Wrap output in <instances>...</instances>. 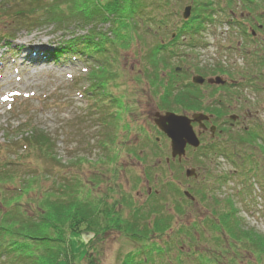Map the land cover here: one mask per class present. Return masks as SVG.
Segmentation results:
<instances>
[{"label": "rangeland", "instance_id": "374dc122", "mask_svg": "<svg viewBox=\"0 0 264 264\" xmlns=\"http://www.w3.org/2000/svg\"><path fill=\"white\" fill-rule=\"evenodd\" d=\"M186 5L187 2H184L175 7L178 16L183 13ZM178 16L174 18L180 26ZM238 16L239 12L237 18ZM220 23L206 26L201 36V41L206 46L197 48L194 56L189 57L195 60L189 63H196L199 67H225L230 72L247 75L248 66L254 61V57L248 55L249 51H253L252 46L249 42L242 43L240 50L237 44L241 42L239 34L235 35L231 27ZM104 29L107 30V26ZM12 30L9 39H2L3 35L11 33ZM149 34L147 35L150 37L143 38H147L150 43L154 41L153 35H160L154 31ZM0 37V160L23 164V167L10 166L9 170L17 172L19 176L27 175L28 168L37 170L43 176L50 175L51 178H40L41 189H52L63 177L68 183L76 178L84 187L88 186L86 189H90L93 183L91 179L100 171L101 176L92 189L91 200L98 204L101 211L98 221L102 227L110 223L107 217L112 221L121 217L127 220L133 209H140L145 214L151 209L150 202L158 200L157 203L161 204L162 209L159 216L169 218L171 228L162 238L150 236L149 241L165 250L168 246L171 248L163 257L168 264L173 262L177 254L182 256L188 246L196 253L193 256L197 262L207 258L206 252L208 256L217 255L218 264H264V253L254 251L264 250V193L252 178L254 174H246L252 183L249 194L244 190L249 182L244 180L243 175L231 176L226 182L218 184L217 177L237 173L231 162H228L230 160L227 161L224 157L215 158L205 166L198 163L203 159L192 165L187 162L160 165L169 149L168 144L163 141L160 143L161 158L158 153L153 154V158L150 157L151 148L145 144L148 142L146 137H150L146 124L147 119L155 111H159L157 107L153 108V104L160 100L162 90L155 91L151 87V80L149 83L145 78L146 68L141 58L131 54L136 50L135 47L125 53L121 52L120 62L117 63L120 66L116 73V83L109 85V94L112 96L110 100L115 102L118 98L116 104L120 105V97L123 96L130 107V112L123 121L128 125L129 132L124 134L117 131L109 138H104L102 126L105 127L107 123L99 126L91 114V108L86 113L92 104L89 99L93 97L92 93L87 94L89 75L96 72L101 76L99 67L95 70L91 64L93 58L86 59L87 54L83 56L63 53L53 56V50L57 46H63L60 42L63 38L60 33L54 34L51 26L27 31L0 24ZM143 45L144 41L139 42L138 48ZM183 68L187 69L186 66ZM235 80L240 84L237 87L241 94L239 100L233 102L230 98L229 103L235 110H238V105L246 107L251 115L249 122L241 126L256 128L257 124L264 129V86L255 92L244 83L246 78L243 80L238 77ZM32 130H41L50 136L53 141V147H50L54 152V161L45 160L39 152L35 157L26 154L21 140ZM242 146H237V151L244 148L248 150ZM153 148L156 149L155 146ZM136 150L140 159H149L145 165L138 164L134 153L129 154ZM247 154L253 158L252 161L263 165L260 171L264 172V156L257 151ZM190 167L199 173L197 180L185 177V171ZM142 172L148 175L149 180L142 178ZM169 186L171 188L167 189ZM197 189L206 192L207 201H211L213 196L218 203L210 204L209 201L201 200L188 203L185 197L178 196L185 190L193 196L192 192ZM154 192L162 199L155 198ZM82 196L85 198L87 195ZM227 198L233 201L234 218L241 224V233L255 246L254 250L250 249L253 254L241 250L239 252V247L244 245H234V239L219 232L221 228L217 225L220 224L212 215L224 212ZM175 207H182L183 210L176 213ZM141 222L147 223L144 224L146 228L153 227V216ZM222 230L224 231L223 228ZM90 237L91 235L72 237L74 251L77 252ZM99 238L102 244H97V264H119L128 252L137 254L136 247L140 244L126 238L115 228L100 234ZM214 240L218 242L215 243ZM151 257L155 261L157 255L151 254ZM140 258L143 259L144 256Z\"/></svg>", "mask_w": 264, "mask_h": 264}, {"label": "trees", "instance_id": "16d2710c", "mask_svg": "<svg viewBox=\"0 0 264 264\" xmlns=\"http://www.w3.org/2000/svg\"><path fill=\"white\" fill-rule=\"evenodd\" d=\"M184 2L187 5L183 10L190 7V17L186 21L182 19V14L178 16L175 9ZM175 16L180 17V26ZM217 22L231 27L235 35L239 34L242 42H249L252 46L250 54L254 61L248 66L247 75L230 72L225 67H199L196 63H189L195 60L189 57L194 56L196 49L206 46L201 41L206 26ZM0 24L28 30L51 26L54 33L68 38L61 42L63 46L54 50L53 56L63 53L87 54L86 59L93 58L92 66L99 65L100 71L105 74L101 78L103 88L93 105L94 117L100 125L101 122H107V126H110L118 119L125 120L130 112V107L124 101L125 97L121 96V106L115 107L118 100L113 102L114 100H110L112 96L107 95L110 92L109 85L116 83V73L120 66L117 63L120 62L121 52L125 53L133 47L136 50L131 54L141 58L147 72L146 74L144 71L145 78L149 83L151 80V87L157 92L158 89L162 90L156 107L160 106L159 109L165 112L184 116L214 112L212 106L206 108L203 105V99L216 93V87L207 84L202 87L193 86L189 81L193 75L204 79H224L226 83L220 88L234 89L230 92L233 102L239 100L241 94L236 78H246L244 83H249L250 85H246L251 86L255 92L264 86V0H0ZM104 26L108 29L105 30ZM152 31L160 35H153L154 41L150 43L143 36L150 37L147 34ZM182 31L186 32L183 34ZM143 41L144 45L138 48L139 42ZM185 66L187 69L183 68ZM176 67L181 68L177 71ZM94 73V77L91 74L93 78L99 77L98 73ZM98 84L94 83L96 86ZM205 88H208L207 93L204 92ZM237 107L240 110L246 108L240 105ZM210 119L217 121L211 117L208 121ZM238 125L239 122L235 128ZM256 126L228 134L227 139L222 142L224 144L210 145L212 147H209L203 160L198 163L205 166L215 158L224 157L243 172L246 171L248 162L249 170L264 177V172L260 171L263 165L252 161L253 158L247 154L257 151L264 156V129L260 125ZM113 129L116 130L115 126L107 131L111 132ZM102 134L104 138L112 135L108 132ZM225 135L226 131L222 129L219 136L223 138ZM21 144L31 157L39 152L45 160L54 161V152L50 147H53V141L47 133L32 130L21 140ZM240 145L248 150L244 148L237 151L236 147ZM136 152L133 153L138 159L140 155ZM158 154L161 158L160 150ZM165 158L163 156L160 165L172 164L165 162ZM146 160L140 159V163H146ZM192 162L194 164L197 161ZM10 166L23 167V164L0 160V264H97V244H102L99 237L108 230L115 228L126 238L142 243L151 240L150 236L162 238L171 228L169 218L159 216L162 209L158 200L150 202L151 209L145 214L140 209H133L127 220L121 217L112 221L107 217L110 223L102 227L98 221L101 211L98 204L91 200L92 189L101 176L100 171L91 179L93 183L90 189H86L88 186L84 187L76 178L68 183L64 177L52 189H41L40 178H51L50 175L43 176L37 170L28 168L27 175L19 176L17 172L9 170ZM226 176L217 177L219 184L227 181ZM156 194L155 198L162 199ZM192 194L194 199L207 201V194L203 189H197ZM82 195L87 196L84 198ZM180 195L184 197L183 194L178 196ZM186 201L190 203L188 199ZM209 203L217 204L218 201L211 196ZM224 208V212L212 216L235 243L244 245L245 249L251 247L247 237L241 233V224L234 218L235 206L231 198L226 199ZM180 209L182 207H175V212L179 213ZM150 216H153L154 224L153 227L146 228L144 224L147 223L141 221ZM84 235L91 237L75 252L71 238H82ZM167 250L157 247L154 242L142 245L140 253L137 251L135 255L128 252L119 264H168L163 258ZM188 253L186 256H177L170 264H218V260L208 258L197 262L193 256L196 253L191 250ZM151 254L157 255L155 261L151 259ZM140 256L144 258L141 259Z\"/></svg>", "mask_w": 264, "mask_h": 264}, {"label": "flooded vegetation", "instance_id": "af4514ba", "mask_svg": "<svg viewBox=\"0 0 264 264\" xmlns=\"http://www.w3.org/2000/svg\"><path fill=\"white\" fill-rule=\"evenodd\" d=\"M186 31H182L181 33H185ZM225 85V84H224ZM222 85V86H224ZM216 87V93H214L213 95L208 96L207 98L203 99V105L207 108V107H211L212 110H214V112L209 113L208 115L213 118L216 119L217 121H212V119H210L207 122H204V125L202 126V128L199 127L198 124L194 123L193 124V129L196 133V135L198 136V138L200 140H202V147H198L197 149H193L191 147H187L186 151H185V156L182 159H171L170 162L172 163H183V162H187L189 164H193L192 161H197V160H201L203 159V156L208 152L209 147L218 145V144H224L222 143L225 139H227V135L228 134H234L236 133V131L238 130V128H235V125L238 124V122L240 123H244L246 122V118L251 117V115L249 114L248 109H243L240 110L238 108V110L234 109L233 105H230L229 100H230V96H232V92L233 90H228L227 87L226 90H224L223 88H220L221 86H215ZM206 89H204V92L207 93ZM212 91V90H210ZM209 94V93H208ZM264 106V105H263ZM158 108V107H157ZM210 109V110H211ZM263 111H264V107H263ZM258 110L255 111V113H257ZM157 112L155 111L153 113L156 114ZM238 113V114H236ZM190 116V115H188ZM230 117H234V120H231ZM240 118H242V120L240 121ZM148 121V119H147ZM148 124L147 128L151 129L154 133L157 134V136L155 137L156 141H159L161 139H163L164 141H169L166 136L158 131V129L156 127H154V125ZM211 126H215L216 129L212 130L210 129ZM221 129H220V128ZM222 129H224L226 131V135L225 137L221 138L219 135L222 134ZM243 129H247V127H243ZM212 145V146H210ZM166 159V158H165ZM192 160V161H190ZM141 161H138V163H140Z\"/></svg>", "mask_w": 264, "mask_h": 264}, {"label": "water", "instance_id": "95a60500", "mask_svg": "<svg viewBox=\"0 0 264 264\" xmlns=\"http://www.w3.org/2000/svg\"><path fill=\"white\" fill-rule=\"evenodd\" d=\"M190 15V7H186L183 11V19H188ZM192 82L197 85H202L204 80L199 77H193ZM209 84H223L221 78L209 79ZM207 117L202 114H194L191 118L185 116H177L172 113H166L163 116L156 115L154 121L155 125L161 130L170 140L171 156L172 158H181L184 155L186 146L197 148L199 142L192 129V124L197 123L201 125L202 122L207 121ZM194 176V171L186 170V177Z\"/></svg>", "mask_w": 264, "mask_h": 264}]
</instances>
